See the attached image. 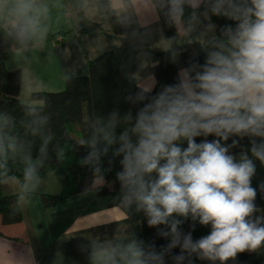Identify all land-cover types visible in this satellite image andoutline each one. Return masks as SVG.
I'll use <instances>...</instances> for the list:
<instances>
[{
  "label": "clouds",
  "instance_id": "obj_1",
  "mask_svg": "<svg viewBox=\"0 0 264 264\" xmlns=\"http://www.w3.org/2000/svg\"><path fill=\"white\" fill-rule=\"evenodd\" d=\"M161 3L173 24H182L186 9L190 10L186 34L196 31L198 23L212 33L204 63L194 62L183 69L177 84L165 86L148 99L134 117L129 112L124 118L129 126L118 136L117 114L113 113L103 129L104 147H97L100 140L94 136L86 162H99L100 155L115 145L112 154L120 157L116 178L122 202L135 205L147 217L148 226L157 227L158 234L170 237V242L159 253L154 248L146 252L131 242L122 248L102 249L95 259L99 264H165V254L179 247L180 255L172 257L175 264L193 254L199 260L227 264L239 253L264 247V217L253 218L258 209L257 190L252 186L255 161L264 165V0ZM46 11L38 0H0V16L12 18L22 41L43 35L41 18ZM213 16L233 23L220 27L216 35ZM137 100L144 101L145 94L138 93ZM27 115L33 117L36 135L47 118L38 115L35 106ZM2 119L7 124L8 118ZM232 137L238 139L228 144ZM246 137L249 146L233 153L231 149ZM47 142L46 138L41 152ZM16 150L15 138L0 134V169L6 168L7 153ZM23 181L25 192L38 181L37 165L30 156ZM260 188L264 191V184ZM189 221L193 231L196 223L210 226L209 234L193 240L191 231L182 230ZM161 225L167 230L159 229Z\"/></svg>",
  "mask_w": 264,
  "mask_h": 264
},
{
  "label": "crops",
  "instance_id": "obj_2",
  "mask_svg": "<svg viewBox=\"0 0 264 264\" xmlns=\"http://www.w3.org/2000/svg\"><path fill=\"white\" fill-rule=\"evenodd\" d=\"M38 3L47 9L41 18L43 35L30 37L29 46L14 51L4 62L6 71L20 72L18 100L24 105H40L32 102L33 93H57L67 79L86 76L88 63L108 51L115 55L128 82L151 91L150 67L158 53H170L180 78L182 55L189 59L202 55L212 36L204 31L203 23L186 34L185 21L174 24V34L166 36L150 0H108L118 34L113 33L101 0ZM0 21L12 25L10 17L0 16ZM46 176L27 192L23 179H1L2 194L18 196L21 220L4 224L0 217V264H99L95 254L102 249L136 242L139 223L123 209L110 207L108 196L98 194L104 184L100 178L92 190L45 208L40 194L60 192L59 184L55 188ZM27 193L30 198L25 197Z\"/></svg>",
  "mask_w": 264,
  "mask_h": 264
},
{
  "label": "trees",
  "instance_id": "obj_3",
  "mask_svg": "<svg viewBox=\"0 0 264 264\" xmlns=\"http://www.w3.org/2000/svg\"><path fill=\"white\" fill-rule=\"evenodd\" d=\"M114 34L120 31L116 16L110 8L108 0H101ZM156 9L158 18L162 24L166 36L174 34L175 26L167 18V9L163 8L161 0H150ZM190 10L185 11V22ZM212 21L217 25L216 35L219 29L227 23H233L224 18L213 16ZM234 26V24H233ZM30 45V38L20 40L12 25L3 24L0 21V134L14 137L17 143L15 153H7L5 169H0V217L2 223H18L21 215L18 208L17 195H3L1 191V179L3 177H16L23 179L27 158L36 163L38 179L44 178L49 172H54L57 183L60 186L58 194H40L45 208H52L59 202L93 189L94 181L101 179L104 184L98 189L100 196L109 197L110 207L121 208L126 211L136 222L139 230L136 235V243L150 252H163L170 242V237H162L158 234L157 227H149L147 217L142 211H137L135 205L128 207L121 199V185L116 178V173L121 170L120 157L113 156V145L108 153L101 154L99 162L95 160L86 162V158L92 149L89 142L97 137L103 148V129L108 124L113 113L117 114L116 134L129 126L124 118L129 112L134 117L143 103L155 96L165 86L175 85L179 82V75L169 52L163 51L156 55L154 64L150 67L154 79V87L151 91L128 82L118 65L115 55L108 51L102 53L95 60L88 63L86 76L73 77L65 81L62 91L57 93L36 92L31 95L32 102L40 105H24L19 102L20 72H8L4 62L18 49ZM206 47V46H205ZM206 51L194 59L182 55L184 69L194 62L204 63ZM144 93L145 100H137V94ZM35 106L37 114L47 118L36 135L32 133L33 117L27 115L30 107ZM7 117V124L2 118ZM48 139L45 150L41 152V146ZM201 138H197L198 142ZM209 140L213 137H208ZM232 137L227 141L231 144ZM249 146L248 138L240 141L236 148L231 149L238 154L242 148ZM111 161V163H110ZM256 174L252 178V186L257 190L255 204L258 211L253 218L264 217V191L260 185L264 184V165L258 160ZM99 169V172L96 169ZM7 173L5 176L4 173ZM26 198L31 194L27 193ZM159 229L167 230L165 226ZM183 232H192L193 240L206 236L210 232V226H201L196 223L192 230L191 221L182 226ZM180 255V248H174L165 254V264H175L173 256ZM213 264L212 261L199 260L193 254L185 259L182 264ZM215 264H219L216 261ZM227 264H264V247L257 252L239 253L234 260Z\"/></svg>",
  "mask_w": 264,
  "mask_h": 264
},
{
  "label": "rangeland",
  "instance_id": "obj_4",
  "mask_svg": "<svg viewBox=\"0 0 264 264\" xmlns=\"http://www.w3.org/2000/svg\"><path fill=\"white\" fill-rule=\"evenodd\" d=\"M46 177H47V178H45L46 181L51 182L52 185H53L55 188L58 186V185H57L58 183H57L56 176H55L54 172H49V173L47 174ZM56 190H57V189H56ZM56 192H58V191H54V194H53V195L57 194Z\"/></svg>",
  "mask_w": 264,
  "mask_h": 264
},
{
  "label": "built area",
  "instance_id": "obj_5",
  "mask_svg": "<svg viewBox=\"0 0 264 264\" xmlns=\"http://www.w3.org/2000/svg\"><path fill=\"white\" fill-rule=\"evenodd\" d=\"M57 40L60 41L61 39L59 37H57Z\"/></svg>",
  "mask_w": 264,
  "mask_h": 264
}]
</instances>
